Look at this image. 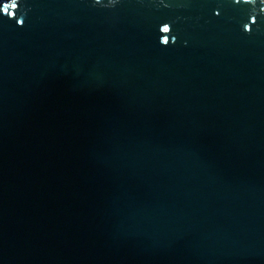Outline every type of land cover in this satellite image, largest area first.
Wrapping results in <instances>:
<instances>
[{"label": "water", "instance_id": "95a60500", "mask_svg": "<svg viewBox=\"0 0 264 264\" xmlns=\"http://www.w3.org/2000/svg\"><path fill=\"white\" fill-rule=\"evenodd\" d=\"M0 264H264V0H0Z\"/></svg>", "mask_w": 264, "mask_h": 264}]
</instances>
